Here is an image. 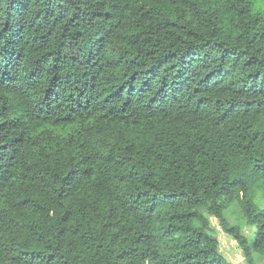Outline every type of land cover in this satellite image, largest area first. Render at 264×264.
<instances>
[{
	"label": "trees",
	"instance_id": "1",
	"mask_svg": "<svg viewBox=\"0 0 264 264\" xmlns=\"http://www.w3.org/2000/svg\"><path fill=\"white\" fill-rule=\"evenodd\" d=\"M210 216L264 256V0H0V264H233Z\"/></svg>",
	"mask_w": 264,
	"mask_h": 264
},
{
	"label": "rangeland",
	"instance_id": "2",
	"mask_svg": "<svg viewBox=\"0 0 264 264\" xmlns=\"http://www.w3.org/2000/svg\"><path fill=\"white\" fill-rule=\"evenodd\" d=\"M224 215L230 224H238L241 227L242 233L250 240L254 235V227L247 226L241 219L240 210L238 206H230ZM212 227V233L219 241V252L233 264H247L241 248L237 242L228 234H226L218 224V221L210 216L209 217ZM255 264H264V256H254Z\"/></svg>",
	"mask_w": 264,
	"mask_h": 264
}]
</instances>
